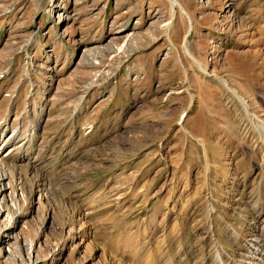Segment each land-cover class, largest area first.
I'll return each instance as SVG.
<instances>
[{"label":"rangeland","instance_id":"obj_1","mask_svg":"<svg viewBox=\"0 0 264 264\" xmlns=\"http://www.w3.org/2000/svg\"><path fill=\"white\" fill-rule=\"evenodd\" d=\"M180 1L191 20L168 0H89L61 25L54 5L70 0H0V122L26 138L10 157L0 145L17 165L6 170L17 188L3 202L0 264L28 263L24 242L37 264L255 255L264 0ZM125 22L141 35L77 63Z\"/></svg>","mask_w":264,"mask_h":264},{"label":"bare ground","instance_id":"obj_2","mask_svg":"<svg viewBox=\"0 0 264 264\" xmlns=\"http://www.w3.org/2000/svg\"><path fill=\"white\" fill-rule=\"evenodd\" d=\"M89 0H70L71 2V7L67 8L65 5H61L58 2L54 5L55 6V19H57V22L61 25L65 24L67 25L68 23H73L75 17L80 16L81 10L82 9H77L78 7H81V5H84L87 3ZM96 1V0H95ZM100 1V0H99ZM202 1V0H201ZM116 2V1H115ZM170 3L171 11L172 14H174L175 11V6H178L180 10H182L185 14H187L191 20V17L186 11L184 3L180 0H168ZM91 8V7H90ZM93 9V8H92ZM157 14V13H156ZM157 17V16H156ZM157 20V19H156ZM138 22L135 23V25L130 27L129 29L126 28V22L125 24L121 23L117 27H113L108 34V43L104 44L103 46L101 45H91V46H86L82 50L81 58L77 62L78 64H90L94 66L97 62L95 59H97L98 56L103 57L105 52L112 53L116 50L119 39L121 37H126L129 40V43H132L136 38H138L141 35V32L137 30V24ZM154 23V22H153ZM170 24V23H169ZM168 24V25H169ZM171 28V27H170ZM80 39V38H79ZM106 57V56H104ZM22 125H17L12 129V132H8V127L6 126L5 122H0V145H3L4 148L8 147V151L11 153L8 154V157L12 155L14 152H19L24 148L25 145V139L21 136V127ZM264 126V123L262 124ZM6 155V154H5ZM1 156V155H0ZM27 162L31 163L34 162L32 157H26L25 158ZM25 160V161H26ZM17 165L10 163L7 158L0 157V216L4 210L3 208V202L4 198L6 197V191L8 190V193H11L12 195H15V188L16 184L14 182H11V180H8L7 172L6 170L10 167L12 169H15ZM42 184V183H41ZM40 195V194H39ZM260 221L258 223L254 222L255 227L259 225ZM13 228V227H11ZM261 230L259 231V235H255L254 237L250 238L249 240L251 241V244L255 245V251L254 254L256 255L257 253H261L260 256H257L258 258H254L255 255H253L251 258L246 259L245 264H264V219L261 222L260 226ZM12 230V229H11ZM257 236V237H256ZM14 238V236H13ZM17 239V238H16ZM16 239L14 238L12 241L14 242H8V246H14V249L17 248L16 244ZM24 242V241H23ZM7 243V242H6ZM23 246L26 248L27 252L31 254V258H29L28 263L24 264H37L38 261L40 260L37 254L32 255L31 248L32 246H29L28 243L24 242ZM10 248H3L2 251L4 256H6V253L9 251L10 254ZM218 260L216 264H227L225 258L222 256L221 253H218ZM7 253V255H9ZM251 256V255H250ZM242 264V263H240Z\"/></svg>","mask_w":264,"mask_h":264}]
</instances>
